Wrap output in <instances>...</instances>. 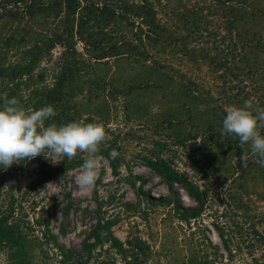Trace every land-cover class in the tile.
I'll return each mask as SVG.
<instances>
[{
	"label": "rangeland",
	"instance_id": "374dc122",
	"mask_svg": "<svg viewBox=\"0 0 264 264\" xmlns=\"http://www.w3.org/2000/svg\"><path fill=\"white\" fill-rule=\"evenodd\" d=\"M181 1L162 0L161 5L156 3L163 23L173 26L176 21L175 24L183 27L184 23L178 22L173 12L179 13L181 9L189 7L198 11L201 17H206L210 29V0ZM261 1L264 7V0ZM175 6H178V10L173 11ZM254 21V29L264 33V18ZM39 23L42 22L28 19H24L19 27L14 23L4 29L2 38L9 37L13 32L17 38L25 34L24 46L29 45ZM214 24L219 23L215 20ZM125 32L127 38L134 37L132 31L126 29ZM221 32L224 34L225 30ZM190 45L210 47V36L204 34L203 38H192ZM76 50L79 62L89 64L92 70L83 68V79L88 77L98 82L93 84V90L87 88L85 94L77 96L80 121L103 124L107 140L97 154L100 157L98 179L94 188L86 194H81L75 184V176L82 165L61 173L39 188H29L36 177L35 165L26 168L25 164L24 168L13 170L12 179L19 183V187L15 186L13 190L16 210L24 215L27 225H33L31 233L41 237L37 241L38 246L31 251V264H56V249L42 236L47 230L46 225L58 234L65 248L80 251L84 239L101 216L117 219L112 229L122 241L139 236L149 243L151 254L146 264H189L194 257L211 258L217 264H253L264 248L261 238L264 231L261 166H250L252 161H248L246 166L242 165L236 153L219 151L210 146V134L207 132L210 118L204 115L199 119L196 115L198 111L184 112L174 102V93L170 89L163 92L140 88L129 92L125 88L123 92V86L137 84L134 76L143 74H136L138 66L133 68L132 63L114 57L95 62L86 53L84 42L78 38ZM10 51L4 56L6 63L18 59L15 47ZM63 51L64 48L57 45L50 54L46 53L35 74L43 72L45 81L52 84L59 64L64 61ZM154 55L163 62L173 63L171 65L178 70L179 81L197 82L199 91L212 94L215 102L225 110L230 106L242 107L244 103L241 101L245 95H250L248 101H254L257 109L264 110L259 102V96L264 95V71L248 74L246 69V74H240V69L236 68L233 73L221 76L205 62L198 64L180 52L173 53L169 49ZM67 57L71 59L72 56ZM263 58L260 62L264 69ZM23 94L26 97L28 91ZM261 133L264 134V129H261ZM205 134L208 139L205 143L208 144L204 145L202 139H205ZM110 145L111 154L118 159V175L113 173L109 159L102 153ZM86 157V153H78L74 159ZM148 157L169 160L201 187L205 207L199 218L182 220L172 205L160 202V198L170 196L171 190L146 165ZM65 159L59 158V163ZM138 176H142L146 182L136 178ZM176 188L184 208L198 206V202L184 188L179 184H176ZM67 194L71 195L74 205L66 214ZM9 198L8 185H5L0 202L6 204ZM97 248L98 252L101 251L100 255L91 264H107L103 262L104 255L106 261L112 262L113 253L106 250L108 245L103 251ZM115 262L122 264L119 257L115 258ZM0 264H12L5 250L0 251Z\"/></svg>",
	"mask_w": 264,
	"mask_h": 264
},
{
	"label": "trees",
	"instance_id": "16d2710c",
	"mask_svg": "<svg viewBox=\"0 0 264 264\" xmlns=\"http://www.w3.org/2000/svg\"><path fill=\"white\" fill-rule=\"evenodd\" d=\"M157 2L162 4V0H0V109L4 107L6 100L15 97L26 111L51 105L56 115L47 124L61 126L80 121L81 110L77 96L85 94L87 88L93 90V84L98 82L92 79L90 82L88 77H82L83 68L86 71L91 69L89 64L79 62L76 50L78 38L84 42L86 53L95 62L114 57L132 63L133 68L138 66L136 74L143 72L138 77L134 76L137 84L123 86V92L125 88L129 92L140 88H153L163 92L170 89L174 93V102L184 112L198 111L196 115L199 119L204 118V115L210 118V127L207 128L210 146L219 151L234 152L238 158L242 152L247 151L248 161H252L250 166L258 165L251 157L249 145L241 146L238 137L222 135L223 119L227 113L215 102L213 95L199 91V84L195 81H179V73L171 65L173 63L161 61L154 53H164L169 49L173 53L180 52L198 64L205 62L221 76L233 73L236 68L240 69V74H246V69L248 74L264 71L260 62L264 56V33L253 26L256 18H264L262 1L210 0V29L206 17H201L198 11L189 7L181 9L179 13L173 12L178 17L177 21L184 23L183 27L179 23L175 24L176 21L173 26L163 23L156 7ZM175 10H178V6L173 7V11ZM24 19L42 22L38 29H34L29 45L24 46L25 34L17 38L13 32L9 37L2 38L5 28L14 23L19 27ZM215 20L219 24H214ZM126 29L133 32V38L126 37ZM222 29L225 30L224 34ZM204 34L210 36V47L190 45L192 38H203ZM57 45L64 48L62 57L65 58L58 66L54 82L49 84L45 81L43 72H35L46 53L50 54ZM14 47L18 59L6 63L4 56ZM68 55L72 56L71 59H68ZM24 91H28L26 97ZM249 96L245 95L241 103L248 101ZM248 102L257 109L254 101ZM259 102L264 108V95L259 96ZM206 136L207 134L202 139L204 145L208 144L205 143L208 140ZM102 153L109 159L113 173L118 175V159L111 154V145L104 148ZM84 159L66 158L59 164L52 165L43 156H38L31 161L13 164L7 170L0 168L3 170L0 176V198L5 185H8L10 192L7 203L0 202V251L7 252L12 264H31V251L41 239L31 233L33 225H27L24 215L16 210L13 190L15 186L19 187V183L12 179L13 170L24 168L25 164L26 168L35 165L36 177L29 188H39L61 173L80 167ZM145 162L171 190L170 196L160 198V202L172 205L182 220L199 218L205 207L201 187L167 159L148 157ZM260 170L264 181V167ZM136 178L146 182L142 176ZM176 184L198 202L197 207L182 206ZM146 194L151 197L149 192ZM73 205L71 195L67 194L66 214ZM98 211L100 214L101 206ZM116 222L115 218L101 216L84 239L80 251L65 248L60 243L58 234L49 225H46L47 230H44L42 236L45 237V242L55 247L56 264H91L100 255L101 251L98 252L97 247L103 251L105 245H108L106 250L113 253L112 262L106 261L105 255L102 257L107 264H116V257L121 259L122 264H146L151 254L149 243L139 236L122 241L112 229ZM64 231L63 229L62 232ZM261 238L264 244V231L261 232ZM189 264L217 263L211 258L194 257ZM253 264H264V248L260 256L255 257Z\"/></svg>",
	"mask_w": 264,
	"mask_h": 264
},
{
	"label": "clouds",
	"instance_id": "9594fccd",
	"mask_svg": "<svg viewBox=\"0 0 264 264\" xmlns=\"http://www.w3.org/2000/svg\"><path fill=\"white\" fill-rule=\"evenodd\" d=\"M226 113L222 135L238 137L241 146L249 145L252 159L264 167V134L261 133L264 110L254 109L245 101L242 107H228ZM55 115L51 105L26 111L15 97L6 100L0 109V168L7 170L13 164L38 156L55 164L59 163V158L74 159L78 153H86L81 170L75 176L79 192L86 194L98 179L100 157L97 154L107 140V132L100 123L47 124ZM239 159L246 166L249 152H242ZM62 180L63 177L60 183Z\"/></svg>",
	"mask_w": 264,
	"mask_h": 264
}]
</instances>
